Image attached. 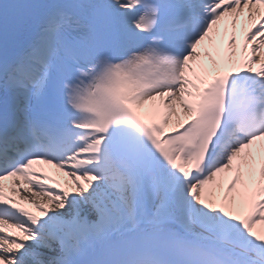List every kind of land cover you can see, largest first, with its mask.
<instances>
[{"label":"snow or ice","instance_id":"obj_1","mask_svg":"<svg viewBox=\"0 0 264 264\" xmlns=\"http://www.w3.org/2000/svg\"><path fill=\"white\" fill-rule=\"evenodd\" d=\"M0 264H264V0H0Z\"/></svg>","mask_w":264,"mask_h":264},{"label":"bare ground","instance_id":"obj_2","mask_svg":"<svg viewBox=\"0 0 264 264\" xmlns=\"http://www.w3.org/2000/svg\"><path fill=\"white\" fill-rule=\"evenodd\" d=\"M225 23L226 22H222L221 23V31L222 32H224V29H225ZM232 31H233V29H232V27H231V25H228L227 26V35H231L232 34ZM235 34H236V36H237V40H238V42H240L241 40H242V34H243V26H242V24H238L237 26H236V29H235ZM227 35H225V41L227 40ZM226 46V45H225ZM205 63L206 64H211V61L207 58V57H205ZM45 168L50 172V174H52V175H57V172H56V170H54V169H49L48 168V166H45ZM60 176H62V174H59L58 176H57V178H60ZM6 185H11V181H8V183H6ZM257 227H261L260 225H258Z\"/></svg>","mask_w":264,"mask_h":264}]
</instances>
